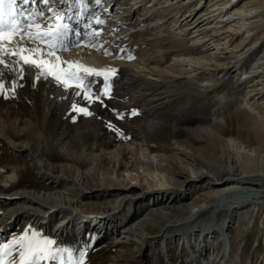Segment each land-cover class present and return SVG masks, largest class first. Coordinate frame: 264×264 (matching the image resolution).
I'll list each match as a JSON object with an SVG mask.
<instances>
[{"label":"rangeland","instance_id":"obj_1","mask_svg":"<svg viewBox=\"0 0 264 264\" xmlns=\"http://www.w3.org/2000/svg\"><path fill=\"white\" fill-rule=\"evenodd\" d=\"M184 1L172 0L174 5L167 7L153 0H100L99 4L85 0L83 6L75 0H50L45 6L38 0L36 5L18 6L17 11L20 7L27 13L37 8L42 11L43 16L37 21L41 24L56 11L63 12L64 22L71 25L66 43L75 42L76 46L58 51L61 59L63 54L81 47L88 56L97 53L105 61L124 63L114 68L116 74L107 82L103 76L84 77L92 97L89 102L83 88H66L35 67L18 63V57L2 56L5 64L0 65V84L7 98L0 94V173L7 176L15 171L18 178L7 187L0 181V264H21L22 259L25 264H76L82 251L83 264H217L219 258L214 261V248L221 249V241L216 243L219 235L228 244L220 264H264V192L259 198L211 209L195 221L182 222L190 212L187 206L213 199L211 195L217 186L237 181L243 171L258 173L264 169V160L237 155L228 144L229 139H234L264 153V119L255 122L248 117L250 111L243 104L249 83L247 79L236 83L264 50V0L253 2L257 8L254 20L260 22L250 26L252 38L248 45L258 44L243 69L232 70L197 103V97L186 95L174 101L183 107L195 103L185 114L187 120L174 124L186 128L148 129V117L141 111L147 102L137 95L138 89L127 91L124 87L127 73H134L131 63L159 67L161 71L156 69L153 77L168 78L174 56L188 53L189 35L178 34L175 25L185 9ZM196 3L193 0L191 5ZM96 18L102 23L97 24ZM94 30L99 34L93 35ZM244 36L245 33L236 35L234 43ZM20 46L30 49L38 45L25 39ZM191 55L199 54L195 51ZM130 56L133 58L129 59ZM217 78L218 75L214 77ZM169 85L164 84L157 91L172 89ZM78 91L80 95L76 94ZM254 100L257 109L261 108L264 91L255 94ZM73 104L86 108L90 115L74 112ZM131 126L136 129L135 138L130 134ZM5 136L15 144L10 145ZM176 139L186 142L187 150L191 149L198 159L169 149ZM130 150L139 163L126 154ZM151 163L170 168L174 179H170L172 183L166 189L150 190L156 185L147 175ZM209 169L222 171L220 182L213 183L207 174ZM78 171L86 174L82 183L77 179ZM158 173L164 174L159 170ZM256 177L250 185L263 188L264 178ZM25 191L45 198L42 208L35 204L45 212L53 205L68 208L57 207L47 217L14 212L23 200H7L5 196ZM196 195L201 199L194 200ZM117 197L118 204H113ZM114 205L117 214L113 225L107 233L100 232L101 224L89 215L101 214ZM152 205H156L155 209ZM7 210H11V216L4 215ZM86 215L89 222L83 226L81 219ZM63 220V230L57 231ZM167 225L175 226L163 233ZM129 228L132 237L138 239L137 245L120 243V236L126 235ZM141 233L151 237L148 245L143 244ZM23 237L24 245L29 241L52 240V256L22 257L26 252L21 244Z\"/></svg>","mask_w":264,"mask_h":264},{"label":"bare ground","instance_id":"obj_2","mask_svg":"<svg viewBox=\"0 0 264 264\" xmlns=\"http://www.w3.org/2000/svg\"><path fill=\"white\" fill-rule=\"evenodd\" d=\"M153 1H158L162 4L165 3L166 5H163V7L174 5L173 3H170L172 0H163V2H160L159 0ZM192 1L193 0H185L182 2L185 3V9L182 10V12H180L178 15L175 24L178 25V34L189 35L190 47L188 46V55L177 54L174 56L172 61L173 66H170L172 68H169L168 73L166 74L168 78H163L161 75L155 78L153 77L154 73H156V69L161 71L159 67L155 66L151 68L144 64L131 63L130 69L134 71V73H127L125 80L123 81L124 87L127 91H130L132 88L138 89L137 95L140 96L142 101L147 102L145 103L147 107L143 108L141 111L143 115L148 117L146 126L150 130L169 129L170 131H173L175 129L186 128L185 126H174V124L184 123V121L187 120L185 114L189 113V111L194 108L195 103L190 105L186 104L183 107L180 104L176 105V102L174 101L177 98L179 99L181 96L186 95L189 98L197 97L194 99V101L197 103L200 97L204 96L207 92L217 87L222 78L230 74L232 70L235 69V71H237L243 69L246 60H248V58L252 56V54H254L257 50L258 42L248 45L252 38L250 26L253 25V23L255 24V22L258 20H254L257 13V8L253 7L254 0H209V2H207V0H197L198 3L191 5ZM227 24L229 25L227 26ZM240 33H245V36L241 41L234 43L236 35H239ZM195 51H197L199 55H191L195 53ZM222 53L227 54V56H222ZM62 57V60L73 63L78 62L86 67H92L97 70L114 69L120 66L122 63H119L118 61L112 62L110 60L105 61V59L99 57V54L97 53L88 56V54H86V52H84L83 48L81 47L76 48L71 52L69 51L67 54H63ZM251 64L252 65H250V67L245 72H242V74L238 76L236 83H244V80L247 79L246 82L249 83L246 93L247 100L244 101L243 106L248 109V111H250V115L248 117L257 122L264 119V102L260 104L263 106H260L261 108L257 109V106H255L256 102L255 100L252 102V99L254 98L255 94L262 93L264 91V50L252 61ZM216 75H218V78L214 79ZM167 83L168 85L170 84L169 88L172 89L167 88L165 91H157L160 87H162V85ZM258 85L260 86L259 89H257ZM170 108L172 110H168ZM160 110L164 111L160 112ZM162 113H164V116ZM123 126H128V124H123ZM135 132L136 129L131 126L130 134L132 135V138H135ZM172 135V133H169V136ZM4 138L10 145L15 144L14 140L11 138L7 136ZM228 142L237 155L245 156L247 159L251 160H264V153L259 152L260 150L243 145L239 142H236L234 139H229ZM172 144L173 145H171V148L169 149L173 150L174 152H181L185 157L190 159H198L191 149L187 150V143L183 140H173ZM126 154L130 155V158H132L131 160L134 163L140 162L132 150L126 151ZM151 164L152 165L148 167L147 175L152 177L153 182L156 185H153L150 190L166 189L167 184L170 185L172 183L170 179H174L172 178L173 175L170 168L166 169V167H160L158 165H154L153 163ZM39 166L40 168L43 166L42 162L40 161ZM158 170L164 172V174H159ZM208 171L209 172L207 174L210 176V179L213 181V183L221 181L220 178L222 176V171L217 169H209ZM126 172L129 171L126 170ZM85 176L86 174L84 172L78 171L77 179L81 183L82 178ZM256 176H261L264 178V169L260 170L258 173H248L243 171L241 173V177L238 179L240 181L243 180L242 182L233 180L231 182L221 184V186H217L216 190H213L211 195L213 199L198 201L193 203L191 206H187L190 208V212L182 222L185 223L195 221L200 214L211 209L212 211H215L220 207H229L233 204L259 198L264 192V187L260 188L250 185V183H252L254 179L257 178ZM17 178L18 175L15 171H11L7 176L1 175L0 173V181L4 187L10 186V182L17 180ZM130 179L135 180L136 178L131 177ZM208 193H206V195L209 197ZM13 198L23 200L22 203H20L14 209V212L17 211V213L30 212L36 214L37 216L47 217V215L52 213L57 207L68 208V206L53 205L47 207L48 211L45 212L44 210L38 208V205L35 204H41L42 208V204H44L46 200L35 192L31 193L29 191H25L24 193H13L5 196V199L7 200H11ZM119 199L120 198L118 197L115 198L113 204H118ZM197 199H201V196L196 195L194 200ZM199 202H201L202 205L199 204ZM154 206L156 205H152V208ZM110 207L113 208L109 209L108 206V210L105 209L104 211L100 212L101 214L96 213L89 215L95 218L93 221L101 224L102 228L100 232L105 230V233H107V230L111 227V225H113L112 223L114 217L117 214V207L115 205ZM162 208H165V206L162 205ZM11 210H7L4 215L11 216ZM87 216L88 215L82 217L81 219V222L85 223L83 226L89 222ZM137 221L138 220H136V222ZM64 225L65 220L59 223L57 231L64 228ZM131 225L132 223H130V227L132 228ZM171 226L175 225H167L165 226L166 228L164 227V230L160 229V232L163 230V233H166V231L172 229L170 228ZM129 230L131 229H126L124 232L126 235L120 236L122 239L120 243H123L126 246L132 245V243L137 245L136 243L138 242V239L133 238L132 233H129ZM141 236L143 239V244L148 245V242H151V237H146L145 235H142V233ZM220 236L221 235L218 236V241H216V243L221 241V249L217 251V249L214 248L216 256L214 261L219 258L217 264H220L223 257L226 256V247L228 245L226 238ZM211 237L212 236H210V238ZM153 238H156V236H153ZM205 242L206 240H204V243ZM205 245L207 244L205 243Z\"/></svg>","mask_w":264,"mask_h":264},{"label":"snow or ice","instance_id":"obj_3","mask_svg":"<svg viewBox=\"0 0 264 264\" xmlns=\"http://www.w3.org/2000/svg\"><path fill=\"white\" fill-rule=\"evenodd\" d=\"M38 0H0V65L5 64L3 55L18 57V63L22 62L25 65H30L39 70L44 76L52 77L59 85L66 88L75 87L76 89H84V98L89 102L92 101V97L89 95V89L84 84L85 76H103L107 82L111 76L116 74V69L97 70L92 67H86L80 63H73L63 61L58 55V51H64L68 47H75L76 43H66L68 35L71 32V25L64 22L65 17L62 11H56L54 15L45 19L41 24L38 21L43 16V12L38 8L27 13L23 7L17 11L19 5H36ZM63 2V0H62ZM71 2V0H70ZM39 3L48 6L50 0H39ZM75 3L83 6L85 0H75ZM99 4L100 0H96ZM50 12L54 10L49 8ZM96 23L100 24L102 21L96 18ZM99 31L94 30L93 35H98ZM78 38L80 33H77ZM18 38V39H17ZM25 39L36 43L38 46L30 49H26L20 46V42ZM15 42V46H12ZM12 47H8V46ZM39 45H43L40 47ZM86 47H93V45H85ZM107 54V53H106ZM133 57H129L132 59ZM66 65V67H65ZM15 83L13 84L14 92ZM0 94H3L7 98V93L3 91V85L0 84ZM80 95L78 91L76 93ZM72 109L74 112L83 113L84 115H90L88 110L84 107H77L73 104ZM133 114H136L135 111ZM118 118H122L119 117ZM23 237L21 244L26 248V252L22 253V257L38 256L40 258L52 256L50 245L54 242L50 239L44 240L43 243L38 241H29L26 245L23 244ZM85 253H80V259L76 261V264H83ZM21 264H25V260H21Z\"/></svg>","mask_w":264,"mask_h":264}]
</instances>
